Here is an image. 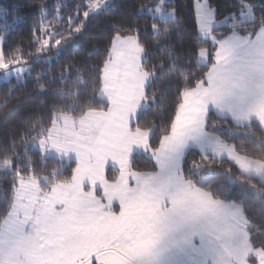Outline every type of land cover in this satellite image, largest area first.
Masks as SVG:
<instances>
[{
  "label": "rangeland",
  "instance_id": "rangeland-1",
  "mask_svg": "<svg viewBox=\"0 0 264 264\" xmlns=\"http://www.w3.org/2000/svg\"><path fill=\"white\" fill-rule=\"evenodd\" d=\"M88 3L90 12H98L110 0ZM156 8L152 15L172 16ZM243 10L240 22L253 20L251 7L244 4ZM196 13L201 35L217 48L216 58L204 83L185 95L170 135L154 151L149 135L135 129L138 114L148 106L146 89L152 78L143 69L144 50L136 37L117 36L101 92L109 109L77 120L63 115L36 146L44 156L76 162L72 181L48 190L41 179L18 183L11 212L0 228L1 238L8 231L18 241L14 253L7 254L9 264H63L75 255V246L80 249L78 260L100 251L90 264H264V251L249 244L240 207L214 200L180 171L185 153L197 148L228 158L264 181V163L237 154L204 128L211 110L239 124L256 120L264 126V27L256 37H245V43L235 32L218 38L213 30L235 24L236 17L217 20L207 0H196ZM206 56L202 53L200 62L206 63ZM28 74L25 64L15 62L2 69L0 80H23ZM148 151L158 172H133V155ZM0 168L11 170L8 162ZM83 191L108 193L106 211L102 201H91L100 207L89 211L67 199ZM116 203L118 211L111 206ZM25 236L36 239L31 245Z\"/></svg>",
  "mask_w": 264,
  "mask_h": 264
},
{
  "label": "trees",
  "instance_id": "trees-1",
  "mask_svg": "<svg viewBox=\"0 0 264 264\" xmlns=\"http://www.w3.org/2000/svg\"><path fill=\"white\" fill-rule=\"evenodd\" d=\"M89 1L0 0L3 59L11 67L21 62L29 69L23 80H0V164L11 166L0 168V228L20 180H45L44 190L72 181L76 162L44 156L36 146L63 115L77 120L109 109L101 92L117 36L136 37L144 50L143 69L152 80L146 89L148 106L138 114L135 129L149 135V149L154 151L170 135L187 92L204 83L214 65L217 48L200 33L196 0H110L98 12H90ZM207 1L217 20L236 17L235 24L213 30L218 38L232 32L254 38L264 27V0ZM244 4L254 18L240 22ZM158 6L172 16L152 15ZM204 52L206 63L199 60ZM204 128L237 154L264 163L260 122L239 124L211 110ZM130 169L159 170L149 151L135 153ZM180 169L187 182L214 200L240 207L250 246L264 251V181L228 158L197 148L185 153Z\"/></svg>",
  "mask_w": 264,
  "mask_h": 264
},
{
  "label": "crops",
  "instance_id": "crops-1",
  "mask_svg": "<svg viewBox=\"0 0 264 264\" xmlns=\"http://www.w3.org/2000/svg\"><path fill=\"white\" fill-rule=\"evenodd\" d=\"M234 34L236 36H238L239 39H243L244 43L246 42V38L245 37H247V36L241 35V34L236 33V32ZM235 44H239V43H235ZM67 197H68L67 198L68 200L76 201L77 204H75V205H79L82 209L89 210V211H93L96 206L100 207V204L96 203V205H95L91 201H102L105 204V207H104L105 210L104 211H106L107 205L109 204L108 193L100 192V191H95V192L83 191V192H79V193L75 192V193H73L71 195L70 194L67 195ZM117 204L118 203H116L114 205H111L114 208H117L116 211H118L120 209V205L119 204L117 205ZM84 220L89 221L90 224L92 222L90 217H88V218L86 217ZM10 222L12 223V220ZM15 223H17V220L13 224H15ZM13 224L8 226L9 229H10V227ZM6 234L8 236L5 237L4 239L0 237L1 238L0 239V263L3 262V264H9V260L11 259V257H9L8 255L9 254H13L14 251H15L12 246H18V241L14 238L12 233L8 234V231H6ZM20 235L21 234H19V237H20ZM25 237H27V236H25ZM35 239L36 238H34V237L33 238L31 237V239L29 237L26 238V240L28 241V244H29V242H31V245L33 244L32 240H35ZM22 246H23V244H21V248H22ZM32 248H34V247L32 246ZM76 248L77 247L75 246V250L71 251V252H74L75 255H72V258L70 260H67L63 264H90L92 262L93 258L100 252V251H98L96 253L89 252L88 255H86V257L84 256L83 260H78L77 259L78 256H79L78 252H79L80 249L79 248L76 249ZM28 249H29V247H28ZM16 251H18V250H16ZM30 252H29V257L32 258ZM83 253L84 252L81 251V254H83Z\"/></svg>",
  "mask_w": 264,
  "mask_h": 264
},
{
  "label": "snow or ice",
  "instance_id": "snow-or-ice-1",
  "mask_svg": "<svg viewBox=\"0 0 264 264\" xmlns=\"http://www.w3.org/2000/svg\"><path fill=\"white\" fill-rule=\"evenodd\" d=\"M47 43V42H46ZM9 63L10 62H5V61H3V59H2V55H0V68H2V69H7L8 67H9ZM86 255H88V254H86Z\"/></svg>",
  "mask_w": 264,
  "mask_h": 264
}]
</instances>
